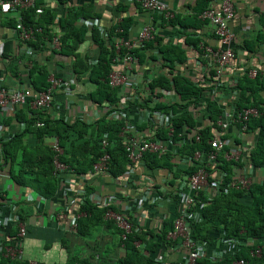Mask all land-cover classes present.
<instances>
[{
    "label": "built area",
    "instance_id": "built-area-1",
    "mask_svg": "<svg viewBox=\"0 0 264 264\" xmlns=\"http://www.w3.org/2000/svg\"><path fill=\"white\" fill-rule=\"evenodd\" d=\"M38 3L39 0H0V13L5 16L19 14L17 22L21 44L19 53L25 57L35 54L33 48L28 45L34 40L35 31L23 25L21 13L35 9L36 15L42 16L45 9L43 5L37 7ZM139 3L144 11L158 15L167 23L176 17V13L160 0H139ZM235 15L236 8L233 1L225 0L219 8L210 6L200 17L203 22L211 23L215 27L219 42L217 49L200 46L204 57L211 63L209 75L205 77L204 82L195 84L196 87L204 89L200 100L193 98L191 101H183L175 88L173 74L168 76V83L161 82L162 77L159 78L157 74L147 76L146 71L154 64L161 65L162 71L168 70V74L175 71L174 64L169 61H152L153 54L148 45L158 36L155 27H143L135 40L116 39L114 41L117 57L111 61V72L106 82L111 89L118 92V95L121 93L125 95L121 100L101 108L108 114L109 120L121 125L118 137L129 161L126 173L115 179L116 187L141 186L142 198L131 202L130 205L129 198L123 193L103 195L95 191L88 192L92 181L109 174L111 155L108 152L110 142L107 135L101 141L103 155L87 175L76 173L64 163L62 158L65 153L59 138H50V148L55 154L54 176L60 180L64 197L73 202L76 210L71 214L69 208L65 207L55 217L59 225H66L64 229L67 232L78 233L79 221L87 216V213L82 211V207L88 201L106 209L105 221L114 223L122 232V239L126 240L127 236L133 233L134 228L149 227L150 219L143 208L162 207V201H170L174 198L175 200L171 201L178 207L177 216L173 230L167 236V240L174 243L172 250L185 252L184 264H200L201 259L207 258L224 259L220 252H210L206 244H201L193 238L192 225L202 219L206 205L202 200V193L209 194L208 198H211L219 193L228 195L232 191L247 192L256 182L257 171L247 163L248 153L238 138L242 139L248 135L250 122L260 118L263 113L255 107L240 108L239 94L230 92L232 93L230 98L222 90L226 69L236 59V52L233 49L236 35L229 27ZM83 23L88 25L89 21ZM38 31L41 33L42 29ZM107 37L108 35L105 36ZM46 42V49L52 53L61 51V35L56 33ZM136 52H139V55ZM141 55L147 56L148 59L144 62ZM97 63L98 60H92L90 65L94 67ZM139 67L146 71H136ZM211 71H213V77L210 75ZM58 73L57 68L52 70L48 87L42 92H34L29 88L10 87L0 82V110L16 114L21 107H26L32 112L43 113L53 109L55 96L58 93L68 97L75 94L73 83ZM247 74L250 79H256L260 75L255 69L248 70ZM233 84L235 87L238 80ZM206 96L211 99V103L221 109V113L213 122L210 119L212 113L209 109L202 108L203 99ZM207 103L205 102L206 106H208ZM201 104L203 106H198ZM67 105L70 106V103L67 102ZM95 107L98 108V105ZM180 118L193 119L197 124L194 126L184 121L182 125H177ZM36 126L42 128L44 124L38 122ZM27 127L28 123H24L22 130L25 131ZM211 128L212 136L207 140L208 149L191 152L190 148L193 145L202 143L203 131ZM232 130H235L237 135L231 137ZM11 137L0 128V165L3 154L2 144ZM147 156L170 160L172 168L164 170L166 171L165 184H160V176H156V173L160 171L149 169L146 162ZM228 163L235 165V174L232 176L221 168ZM193 168L198 170L192 172ZM160 195L171 198L164 200ZM11 225L15 227L16 236L9 238L6 228ZM28 234L29 227L20 214L14 213L12 216H7L3 209H0V259L25 260L23 243ZM135 245L139 249L145 246L140 241ZM221 247L227 249L225 251L227 258L234 256L241 246L239 243L221 238L217 249ZM262 251L263 247L257 246L251 252V256L260 257ZM28 261L29 264H39L37 261ZM157 261L163 263L161 260ZM231 264L247 263L240 259Z\"/></svg>",
    "mask_w": 264,
    "mask_h": 264
},
{
    "label": "trees",
    "instance_id": "trees-1",
    "mask_svg": "<svg viewBox=\"0 0 264 264\" xmlns=\"http://www.w3.org/2000/svg\"><path fill=\"white\" fill-rule=\"evenodd\" d=\"M211 1L200 2L195 10L197 17L193 18L192 21L175 17L170 23L172 25L178 24L183 29L198 28L203 22L200 17L210 7L208 3ZM58 2L67 4L68 0H58ZM39 5H42L40 0L37 7ZM89 11V7L83 6L70 9L67 18L62 23L66 29V33L62 37V49L55 54H58L57 59L61 64L73 62L71 71L77 80L83 81L87 77V80L94 85L95 90L90 95L93 103L99 106H107L118 97V92L111 89L106 82L111 72V61L117 57L114 39L127 37L133 23L130 18L123 19L120 25L110 30L107 38L102 37L98 29L91 31L92 41L100 51L98 63L93 67L89 65V57L79 52L80 47L87 41L88 28L84 23L81 27L76 25L79 19L88 21L91 15ZM21 16L23 25L35 31L34 40L28 45L33 48L35 53L43 52L47 47L46 40L52 39L48 27L54 23V15L51 12H45L42 16H37L35 9H29L22 12ZM191 22H194L192 26H190ZM41 29L42 32L40 33L38 30ZM117 31L121 32L118 33ZM161 42L156 38L148 47L153 48L155 43H158L157 48L164 54V59L172 64L184 60L183 51L177 47L163 46ZM193 43L197 48L198 41ZM248 49L253 50L250 46ZM136 54L139 55V52ZM52 70L49 64L31 67L30 84L34 92L46 90ZM210 75L213 77V71ZM173 81L183 101H191L193 98L200 100L203 96V88L196 87L195 84L190 83L182 76H177ZM161 82L168 83L165 78H162ZM73 86L76 88L75 85ZM229 90L239 94L240 108L255 107L263 113L260 118L253 119L249 124L250 133L253 134L255 141L254 147L248 152L246 159L247 163L257 173H261L262 177L247 192L232 191L228 195L219 193L211 198L205 197V194L202 193L201 197L206 205L201 221L192 225L193 238L201 244H206L209 248H217L221 238L239 243L241 246L234 256L223 260L201 259L200 264H231L240 259L245 260L247 264H264V76L259 75L254 80L246 76ZM208 109L212 113L210 119L213 122L221 113V109L213 103L208 104ZM21 113L19 121L28 123V127L22 134L11 137L2 144L3 154L0 165V172H8L9 170L10 177L17 186L30 188L32 184L33 188L47 199H52L58 195L61 183L54 176L55 154L50 147L43 144L44 140L52 137L59 138L61 147L64 149L65 154L62 161L76 173L87 175L103 155L101 141L107 135L110 142L108 152L111 155L109 174L118 178L126 173L129 161L118 137L121 127L119 123L105 118L97 122L95 126H89L82 121H66L64 117L54 120L50 115L45 116L43 112H32L28 109L22 110ZM23 115L27 117L24 118ZM30 116L33 117L30 118ZM184 119L180 118L177 125H182L184 121L194 126L197 124L193 119ZM38 122L43 123L44 127H37L36 123ZM94 131L96 134L93 137ZM30 134L39 142L35 148H30L24 143L25 137ZM202 136V143L193 145L190 148L191 152L208 149L207 140L212 136V128L203 131ZM146 162L152 171L172 168L171 162L167 158L159 159L156 156H147ZM221 168L229 176L235 174V165L233 164H224ZM197 170L198 168H193L192 172ZM91 186L89 185L90 188ZM90 192H94V189L89 190ZM163 198L166 200L171 197L165 196ZM1 207L2 204L0 203V209H2ZM175 207L172 217L163 222L160 230L154 231L149 227L145 229L136 227L133 233L128 235L126 240H123L122 232L114 223L105 221L106 209L87 201L82 207V211L86 212L87 216L79 221L78 234L75 236L68 235L62 240V245L65 246L69 243L66 248L74 250L75 243L71 240L80 239L85 242L88 252L82 257L80 255L73 256L68 264H161L156 261V254L160 251L173 249L174 243L169 242L167 236L173 230L177 216L178 207L177 205ZM149 209L152 210L153 207H149ZM102 228H106L109 235L113 237L111 243L113 248L109 247L111 244L107 246L100 241H96L95 245L86 242V239H90ZM9 230L8 237H15V227L13 226ZM138 241L144 243L145 246L141 249L136 247L135 244ZM257 246L263 247L262 254L260 257H252L251 252ZM120 249H123V255L119 254ZM110 253H114L116 257L110 258ZM0 264H29V261L27 259L15 261L0 259Z\"/></svg>",
    "mask_w": 264,
    "mask_h": 264
},
{
    "label": "crops",
    "instance_id": "crops-1",
    "mask_svg": "<svg viewBox=\"0 0 264 264\" xmlns=\"http://www.w3.org/2000/svg\"><path fill=\"white\" fill-rule=\"evenodd\" d=\"M40 1L42 2L45 12H51L55 17L54 23L48 27L52 37L56 33L63 37L66 33V29L62 26V23L67 18L70 9L79 6L85 8L89 7L91 15L88 19L89 24H86L88 28L87 41L79 49L82 55L89 57V65L92 60L98 59L100 53L98 47L92 41L91 31L93 29H98L102 37L105 38L106 35L109 37L110 30L120 25L125 18H130L133 25L127 37L122 38V40H135L137 34L143 27L152 26L158 31L157 39L162 41L161 44H163V46L177 47L184 52V60L174 63L176 74L175 71H171L169 74L168 70L163 72L161 65L153 63L154 65L149 66L150 69L148 71L140 67L136 70L138 72L146 71L147 76L157 74L158 77L160 76L159 78L162 77L168 80V76L173 74L174 78L182 76L192 84H200L204 82L205 77L209 75L211 67L209 66L211 64L210 61L204 57L200 46L204 45L213 49L219 48L215 27L211 23L202 22L198 28L189 27L183 29L178 24L172 25L170 22L167 23L162 20L158 15L144 11L140 6L139 0H68L67 4H62L58 2V0ZM160 1L165 3L170 10L174 11L176 17L192 21L193 18L197 17L195 10L198 8L200 2L204 0ZM224 1L225 0H212L208 4L209 6L219 8ZM232 1L236 8V15L234 19L230 21L229 27L236 35L233 46L236 52V59L226 69L225 78L223 80L224 86L222 88L230 98L232 93L230 94L231 91L229 89L234 87L233 82L236 80H238V83L242 81L248 76V70L255 69L261 76H264V0ZM18 18L19 14L5 16L0 13V82L10 87L29 88L34 91L30 84L31 67L34 65L49 64L52 69L57 68L59 70L58 75H61L67 81H71L76 88L73 96L68 97L58 93L55 96L53 109L45 112V116L50 115L54 120L64 117L66 121H82L89 126H95L100 120L108 118V114L105 110L99 105L98 108H96V104H94L90 98V95L95 90L94 85L87 80V77H85L83 81L75 78L73 71H71V66L73 65L72 61L61 64L57 59L58 54H54L48 49L40 53H35L34 56L31 57H25L19 53L21 44L19 41ZM83 21L85 20L79 19L76 25L81 27ZM193 24L194 22H191L190 26ZM117 32L119 33L120 31ZM116 39L120 38L116 37L114 41H116ZM195 41L199 43L197 48L195 43H193ZM158 45V43H155V47H148L153 54L152 61L161 60L166 62L164 54L157 48ZM248 46L253 48V50L248 49ZM142 58L143 61L148 59L145 55H142ZM124 95V93H121V95L119 94L117 97L118 100L116 99L115 101L121 100ZM203 100L204 106L203 104L198 106H203L202 108L208 109L205 102L209 103L211 99L206 96ZM67 102L70 103V106L67 105ZM22 110H27V108L21 107L16 114L10 111L0 110V128H2L7 135L15 137L25 132L22 130L24 122L19 121ZM26 117L24 116V118ZM31 117L33 116H30V118ZM230 133L231 137L237 135L235 130H232ZM95 134L96 131L93 132V137ZM254 139L253 134L249 132L248 135L244 136L242 139L238 138V141L248 153L254 147ZM24 143L30 148H35L39 145L38 140L31 134L25 137ZM43 144L46 147H50V138L44 140ZM164 170L165 169H156V171H160L156 173V176H160L159 183L162 185L166 182V171ZM9 172V170L8 172H0V203L2 204L1 208L7 216L18 213L27 222L29 234L23 243L26 259L37 261L39 264H68L73 256L80 255L82 257V255H85L88 249L83 240H71L75 243L74 250H72V248H66L69 243L65 246L62 245V240L68 235L75 236L78 234L67 232L64 229L66 225H59L55 221L58 212L65 207L69 208L71 214L73 211L76 212L75 207H73V202L68 201L64 197V192L61 189L62 186L60 185L59 193L56 197L47 199L41 196L40 193L33 188L32 184L30 188L17 186L13 183ZM148 174H150V171H148ZM261 177V173H257L256 181L260 180ZM115 179L116 178L112 177L110 174L99 177L92 181L90 184L92 186L91 188L89 187V190L93 188L95 192L102 193L103 195L107 193H123L129 198L130 205L131 202L133 203L141 200V186H124L123 188H117ZM205 196L208 198L209 194H205ZM171 200L172 199H170V201H162V207H153L152 210L149 209V207L143 208L150 219V229L154 231L160 230L163 226V222L172 217L176 207ZM12 227L13 225L6 228L7 233ZM86 240V242L89 244L91 243V245H95L96 241H100L108 246L113 242V237L109 235L106 228H102L98 230L94 236ZM109 247L113 248V245L111 244ZM226 250L225 247H221L220 249L210 248V252H220L224 259H226ZM123 253V249H120L119 254L123 255ZM110 256V258L116 257L114 253H110ZM184 257L185 252L182 250L160 251L155 256L156 261L161 260L163 262L162 264H184Z\"/></svg>",
    "mask_w": 264,
    "mask_h": 264
}]
</instances>
